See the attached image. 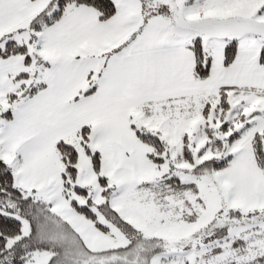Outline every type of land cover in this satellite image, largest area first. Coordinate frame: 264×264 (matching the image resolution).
Returning <instances> with one entry per match:
<instances>
[{"label":"snow or ice","instance_id":"1","mask_svg":"<svg viewBox=\"0 0 264 264\" xmlns=\"http://www.w3.org/2000/svg\"><path fill=\"white\" fill-rule=\"evenodd\" d=\"M0 264H264V0H0Z\"/></svg>","mask_w":264,"mask_h":264}]
</instances>
